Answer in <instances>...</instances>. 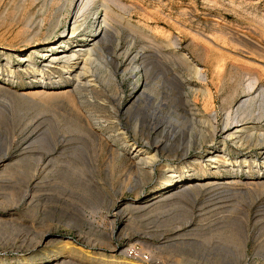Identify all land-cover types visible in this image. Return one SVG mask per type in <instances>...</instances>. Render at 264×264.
Here are the masks:
<instances>
[{"label":"rangeland","instance_id":"obj_1","mask_svg":"<svg viewBox=\"0 0 264 264\" xmlns=\"http://www.w3.org/2000/svg\"><path fill=\"white\" fill-rule=\"evenodd\" d=\"M102 1L114 19L92 56L99 89L49 93L67 85L24 73L43 59L33 48L70 28L80 3L87 23L70 46L99 32ZM143 81L151 99L133 105ZM0 84V264H264L259 146L219 145L237 120L264 128V0H0ZM163 123L179 127L175 141ZM124 131L163 146L150 173L117 153ZM199 131L202 146L186 157L216 144L227 158L250 155L249 165L165 197L166 164L206 174L182 160Z\"/></svg>","mask_w":264,"mask_h":264},{"label":"bare ground","instance_id":"obj_2","mask_svg":"<svg viewBox=\"0 0 264 264\" xmlns=\"http://www.w3.org/2000/svg\"><path fill=\"white\" fill-rule=\"evenodd\" d=\"M81 4L82 3L77 5L78 7L76 8V10L74 12V20L71 22L70 28L68 27L66 30L62 31L56 38L52 39L49 42L43 41V43H41V45H39V48H37V47L33 48L32 52L39 54L40 57L43 58L40 60V63L38 65L33 64L31 66V69H28V70H27V68L23 69L24 73H27V74L30 73L31 76H35V79H37L39 81V83H41L43 85L44 84H51L52 82H55L56 84L59 82H64L67 85L63 89V91L59 90V88H56V89L50 88L49 91H51V92H49V93H51V94H53V93L57 94L58 92L59 93L60 92L61 93L70 92V93L75 94V93H78L79 91H81L83 89H95V88L97 89L99 87L100 79H99L98 74L96 73V70L94 69V66H93L95 57L93 58L92 56L96 54L97 50L102 49V46L100 47L98 44L99 40L97 39V36L103 31L104 26L106 25V20L108 18H110L111 15H112V18L114 19V17H113L114 15L112 14L113 12L110 9V7L107 5V3L102 1L99 4V6L102 7V12H101L102 13V19L100 18L101 14L98 11L95 12L94 16H93V19H94L93 22H96L97 26H99L98 27L100 29L99 32L96 33V31H95V32H93V34L91 36L89 35L90 38L88 36L87 38L82 39L79 43L77 42L76 45L70 46L72 43L76 42V40L74 38L80 32V28L85 26L87 23V18H88V16H87V14H88L87 2L82 7H81ZM88 5H89V3H88ZM97 26L94 28V30L97 29ZM82 30H84V28ZM60 47H63V48L61 49ZM24 56L25 55H19V57H21L20 58L21 60H25V61L29 60L27 58V56L26 57H24ZM107 60L110 62L112 60V57L109 56L107 58ZM5 65H6L5 70H7L10 75H12L14 73V69H12L11 66H9L7 64H5ZM23 70L21 69L20 71H23ZM62 72H64V73H63V77L61 79L60 75L62 74ZM54 74L58 75V77H57L58 80H55V81L52 80V75H54ZM113 79H114L116 85H120V83L115 79V77H113ZM146 82L145 81L142 82V84H143L142 88L143 89L140 91V93H137V91L140 88L139 82H137L133 86L132 93H131L130 97H134V98H133V103H131V104H133V105H134V103L136 104L137 101H140V96L145 95L144 89L147 86ZM2 83L4 84V82H2ZM3 84H0V86L4 87ZM40 91L45 92L44 90H40ZM262 93H264V91ZM145 97H147L149 100L151 99L150 95H148V94H146ZM247 103H249V102H242V105H238V109L243 108V107H247L246 106ZM121 105H122V103L119 102L117 108L122 109L123 106H121ZM136 109L140 111L139 106H136ZM146 112H148V111H146ZM155 114L157 115V113L153 110L152 113L150 114L151 119H154ZM148 120H150V118ZM158 122H159V120H158ZM165 122H167V121L165 120ZM190 122H191L192 126L195 127V124H194L195 121L190 120ZM202 122H206V118H205V120L203 119ZM133 124L134 125L132 126V129L134 131L138 130L139 125H140V124H138V120H136L135 123H133ZM152 126H154V125H152ZM163 127H164V130L166 132L168 131V133H169L168 137L170 140L173 141L175 139V137L179 136V134H177L178 132H180V131H178L179 127L168 126L166 123H163ZM151 129H152V127H151ZM193 133H195V132H193ZM125 134H126V132L124 131L123 132L124 140L122 139L123 141H122L121 145L114 147L116 149L117 153L120 155H123V157H125L127 159H131L134 163L137 164L139 169H141L143 171L145 170L146 172L150 173L154 167L153 165L156 163L158 149L160 147H163V146H160L158 148L157 145L150 146L148 141H144L143 143H138L136 140L130 141L129 139H127V136ZM166 135H167V133H166ZM193 135L189 134L187 139L185 140L186 148L184 150L182 160L189 163V164L191 163V164H194L196 166H199L200 168H205L206 174H203V176L205 178L198 175L197 173H190L188 170H184L183 166L181 167V170H178L177 166L166 164L165 165L166 168L164 170H165L167 175H165V177L162 179L166 183L165 187L162 188L164 190V193L166 192L164 195L165 197H167V196L168 197L169 196L174 197V195L176 196L180 193L182 194L183 192L186 193L185 191H189L192 188L198 187L200 185L201 186L202 185H208V184L221 185L223 182L221 183V182H218L216 180L217 178L214 175L215 172H218L221 169H227L228 170L234 166L240 167L243 164H245L246 166H247V164L249 165V161L252 157L248 154H242L241 156L233 157L232 159L227 158V156L223 152L224 149L222 150V146L226 143V140L233 141V143L235 145H240V146L245 144V143H248L250 141L255 140L257 143V144L255 143V144L259 146L258 154H257V157L251 163H252V166L256 169L260 168L259 166L264 167V128H262L258 124L254 123L253 125L252 124L248 125L246 123L238 122V120H237V123L235 122V124H233V126L231 128L226 129V134L224 136H222V139L219 141V145H222L221 148L219 145H216V144L212 145L211 144V146H209L205 149L204 154L202 153L199 156H196V157L193 156V158H191L192 156H190V157L185 156L186 154H188L190 152L189 151V149H191L190 146L194 143H197L199 145V147H201L202 146L201 143H202L203 139L206 137V132H203V131L196 132V135L194 138H193ZM182 138L183 137H181V139ZM176 140H177V138H176ZM162 144H163V142H162ZM252 144H253V142H252ZM133 167H135V166H133ZM207 173H208V175H207ZM150 178L152 179V175ZM153 179H154V177H153ZM203 179H207V180H205L206 182H204V181L202 182ZM262 179H264V178H262ZM263 182H264V180L261 181V183H263ZM164 196H163V198H164ZM173 197H171V198H173ZM163 198H161V199H163ZM177 198H179V197H177ZM163 200H165V199H163ZM163 200H161V201H163ZM153 203H154V199H153ZM144 205H145V203H144ZM151 205H154V204L151 203ZM131 206H132V204H131ZM140 206H141V204L139 205V207ZM146 206H148V205H146ZM134 207H136V206H134ZM57 252H58V250H57ZM53 260H55V259H53ZM41 261H42V259H41ZM30 263H31V261H30ZM125 263L129 264L128 262H125Z\"/></svg>","mask_w":264,"mask_h":264}]
</instances>
